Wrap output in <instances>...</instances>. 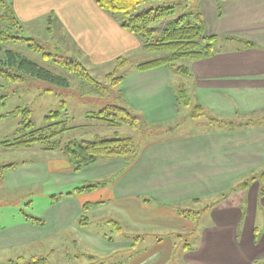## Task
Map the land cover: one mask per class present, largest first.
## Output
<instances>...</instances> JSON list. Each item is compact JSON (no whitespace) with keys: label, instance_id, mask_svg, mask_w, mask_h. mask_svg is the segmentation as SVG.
<instances>
[{"label":"crops","instance_id":"0c3cea01","mask_svg":"<svg viewBox=\"0 0 264 264\" xmlns=\"http://www.w3.org/2000/svg\"><path fill=\"white\" fill-rule=\"evenodd\" d=\"M5 2L20 22L22 33L28 30V37L38 40L32 35L31 25L39 23L46 36L44 42H38L63 56L76 58L85 68L99 70L110 65L115 69L118 57L130 62L136 51H147L135 35L122 28L94 0ZM193 4L204 19L207 35L238 36L259 46L238 49L230 41L226 49L212 57L187 61L191 74L184 84L193 103H200L210 117L222 119H232L238 111L251 115L263 112L264 0H195ZM136 65L124 71L123 80L113 89V102L128 107L147 124L161 129L178 125L182 113L186 119L203 118H191L189 112L184 115L189 108L177 109L171 69L161 66L139 72L135 71ZM200 124L204 126L202 130L186 134L172 133L173 126L165 129L170 133L145 141L132 161L123 156L103 157L79 172L71 170L63 154L45 157L44 144H37L38 156L34 159L0 165H11L2 169L0 187L4 198L8 197L0 204L2 208L12 203L9 196L13 193L25 191L27 197L35 186L45 189L48 185L51 194L56 193L35 218L41 223L30 221L25 214L18 220L10 208L11 214L7 215L12 218L0 224V251L38 244L53 234L61 237L64 231H69L96 253H102L100 256L108 258L109 264H158L157 253L143 260L140 256L118 255L119 250L136 245H132V237L99 235L88 229L91 223L88 216L86 225L79 224V217L83 205L89 202L94 206L87 214L94 215V219L101 214L104 224L110 225L108 220H112L127 230L140 231L154 227L147 223L148 219L143 222V214L167 216L169 212L172 217L174 209L168 205L211 194L217 197L231 184L264 170V124L235 127L231 131L218 130L206 122ZM0 146L5 147L1 141ZM87 183L100 185L92 191L81 190ZM260 185H264V179L261 184L254 181L246 189L216 200L202 214L205 223L197 230L196 245H191V250H182L180 261L251 264L264 259V195L259 194ZM31 201L29 197L27 203ZM255 228L259 233L257 240L253 237ZM25 254L11 255L5 261L13 257L21 259ZM75 258L79 260L78 255Z\"/></svg>","mask_w":264,"mask_h":264},{"label":"rangeland","instance_id":"374dc122","mask_svg":"<svg viewBox=\"0 0 264 264\" xmlns=\"http://www.w3.org/2000/svg\"><path fill=\"white\" fill-rule=\"evenodd\" d=\"M195 1V0H193ZM220 1V0H219ZM191 0H166L168 5H172L175 8L174 16H178L187 12L186 4H190ZM154 5L152 2H147L139 7V9L147 8ZM189 6V5H188ZM4 9L0 6V15H2ZM32 35H36L39 41L44 42L46 33L39 28V23L31 25ZM38 33V34H37ZM30 32L27 30L22 33V36L29 38ZM37 40V41H38ZM40 43V42H39ZM41 44V43H40ZM226 45V44H225ZM2 50L12 49L19 52L21 55L32 59L39 65L49 69L53 73L63 76L68 79L69 85L65 88L57 87L49 82L26 78L23 82L15 84L6 79V77L0 75V95H5L3 104L0 107V141H13V139L20 137L21 135L28 134L30 131L36 129H42L46 136H48V142H44L45 146H49L53 143L58 145L55 150L45 151V157L51 155H62L61 147L69 140H91L96 135L111 139L114 137H131L133 142L139 148L141 145L155 137V135L162 136V134L170 133L165 129H170V125L162 129V134L156 131L155 134L149 133V127L143 124L138 125L136 128H130L128 125H121L117 128H113L107 125L104 121L97 119L96 114L105 105L106 99L99 92H95L93 87L86 81L68 73L62 66L55 63L51 58L43 59L40 53L33 52L27 48L25 41H7L1 44ZM226 47V46H225ZM0 50V57L3 51ZM46 51H50L53 54H59L54 52L52 48L47 47ZM139 52V53H136ZM133 55V59L130 60L128 66L125 69H116V75L120 76L124 74L126 69L132 68L136 63H140L149 59H154L160 55L161 52L155 51H136ZM64 55V54H60ZM134 63V64H133ZM186 63L184 60L178 61L177 64ZM86 68L91 76H93L99 82L105 81V75L112 72L114 69L110 65L101 66L96 70L93 67L88 66ZM172 85L177 87L180 84H187V77L177 71L172 72ZM64 103V107L62 106ZM24 107L29 110L28 118L31 122V126H23L20 123L21 116L11 114L16 107ZM60 112L57 116L48 117L51 112ZM189 111L184 110V115H187ZM94 116V117H93ZM178 120V125L173 126L172 133L186 134L190 130L199 131L203 129L202 122H206L207 117H203L198 120H192L187 117H183V113ZM57 123V124H56ZM62 127L66 129L57 135L50 136L53 131H58ZM155 130V129H154ZM117 133V134H116ZM38 144V143H37ZM34 144L29 149H16L11 147L0 146V165L8 163H21L24 161L34 159L38 156L35 148L39 145ZM137 148V150H138ZM42 187H33L30 194L25 197V191L13 193L10 195L11 204L1 207V203L8 197H5V193H2V187H0V224L4 221H8L12 218L7 215V212L11 214V209L14 211L13 217H18V220L24 217L23 214L29 218L39 217L40 213L49 204V199L52 195L50 190ZM222 195L213 197L211 195H205V197H199V201H181L176 205H168V208L174 209V215L171 217L168 212L167 216L143 214L142 219L145 223L154 225V227L143 228L140 231L133 232L127 230L123 225L121 232L111 225L104 224L102 222L101 214L97 215L94 219V215L87 214L91 223L89 224V230L105 237L116 238L122 235L126 239L131 238L136 245L132 246L128 250L121 251L118 255L123 257L140 256V258H146L148 255L157 253L159 262L158 264H184L180 261V254L182 248L180 245L175 246L174 243L178 241L176 233H185L193 228L199 230L205 223V215H200L197 221L179 217L176 212V207L200 210L209 203L218 200ZM32 200L28 202V198ZM22 209V210H21ZM91 213V212H90ZM202 214V213H201ZM22 216V217H20ZM27 219V218H25ZM31 221V219H29ZM100 220V222H98ZM163 220H166L164 223ZM195 232V231H194ZM133 235H139L140 240H136ZM174 234V235H173ZM143 235V237H142ZM74 234L69 231H64L63 235L53 234L46 240L33 244L31 246L22 247L18 249H11L9 252L3 250L0 251V264H109L106 261L108 258L102 257V253H96L95 249L88 246L84 241L73 237ZM193 238L188 239V242L195 246L198 240V232L196 231ZM76 242H73V241ZM23 258L18 259L16 257L8 259L11 255H19L25 253ZM78 255L79 260L75 258ZM89 256H93L89 259ZM32 257L38 258V262H32ZM112 259V258H111ZM143 260V259H142ZM77 261V262H75ZM113 263V262H110Z\"/></svg>","mask_w":264,"mask_h":264},{"label":"trees","instance_id":"16d2710c","mask_svg":"<svg viewBox=\"0 0 264 264\" xmlns=\"http://www.w3.org/2000/svg\"><path fill=\"white\" fill-rule=\"evenodd\" d=\"M97 6L104 12L115 18L120 26L128 32L135 35L142 43L143 48L147 51L161 52L160 55L154 59H149L140 62L135 66V71H146L156 67H167L172 71H177L184 76H190L189 66L186 63L177 64L178 61H198L214 56L216 53L226 49L228 42L233 41L238 49H252L259 47L252 40L238 37V36H215L207 35L205 29L204 19L196 5L190 2L186 4L187 12L178 16H174L175 8L168 5L166 0H94ZM219 1V0H217ZM147 2H152L154 5L147 8L139 9V7ZM0 6L4 9L0 15V50L1 44L7 41H25L27 48L33 52L41 54L43 59L51 58L55 63L62 66L68 73L88 82L95 92L101 93L105 96L106 103L96 114L97 119L104 121L107 125L117 128L121 125H128L130 128H136L143 124L149 127V133L155 134L158 131L162 134V129L157 125H149L143 119H140L128 107L122 106L119 103L113 102L115 99L114 88L123 80L124 75L117 76L116 69L127 67L129 60L124 57L116 59L115 69L105 75V81L99 82L91 76L84 65L76 58L63 56L60 54H53L46 51L45 46L40 44L33 38H25L22 36V26L17 18L14 16L12 9L5 2L0 0ZM226 46V47H225ZM3 54L0 57V75L15 84L23 82L26 78L41 80L49 82L57 87H67L69 85L68 79L57 75L39 65L32 59H29L19 52L12 49L2 50ZM175 105L177 109L189 108V117L201 118L207 117V126H214L215 128L225 129L227 131L233 130L235 127H249L264 124V111L256 114H243L237 112L232 119H222L210 117L208 111L198 102L192 101L189 91L185 84L178 85L174 90ZM5 95H0V107L3 104ZM64 107V103L62 105ZM11 114L20 115L22 118L20 123L23 126L30 127L31 122L28 118L29 110L24 107H16ZM60 112H51L48 117L57 116ZM94 117V116H93ZM57 124V123H56ZM66 128L62 127L58 131H53L50 136L57 135ZM155 129V130H154ZM166 131V130H165ZM158 135H155L157 137ZM48 136L42 129L30 131L27 135H21L13 141H1L5 147L11 148H28L34 144H43L48 142ZM58 148L56 143L46 146V150H55ZM137 145L134 144L131 137H114L107 139L105 137L96 135L91 140H76L72 139L63 144L60 148L63 156L69 163L73 172H79L86 167L95 164L103 157H118L123 156L132 161L137 155ZM128 162L127 164H129ZM11 166V165H9ZM9 166H0V181L2 179V169ZM264 179V170L253 173L247 176L243 181L231 184L229 188L222 193L221 200L230 194L246 189L250 183ZM100 184L87 183L83 185L81 190L92 191ZM259 194L264 195V185H260ZM200 198H194L192 202L199 201ZM218 201H214L200 210L186 209L176 207L175 212L179 217L187 218L197 221L206 210L213 207ZM94 204L85 203L83 205L82 214L79 217V224H88L87 212L92 209ZM202 213V214H201ZM33 222L41 223V220L30 218ZM108 223L119 232L122 231L120 224L115 221ZM195 228L185 233H176L178 241L174 243L175 246L180 245L183 250H191V244L188 242L189 237L193 238ZM174 235V234H173ZM259 233L254 229V240L258 239ZM136 240L140 237H136ZM143 237V235H142ZM107 240L111 241L112 238ZM135 242L132 240V245ZM32 262H38V258L32 257ZM116 262L112 264H120ZM251 264H264V259L254 260Z\"/></svg>","mask_w":264,"mask_h":264}]
</instances>
